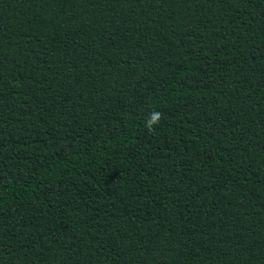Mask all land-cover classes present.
<instances>
[{"label":"trees","instance_id":"trees-1","mask_svg":"<svg viewBox=\"0 0 264 264\" xmlns=\"http://www.w3.org/2000/svg\"><path fill=\"white\" fill-rule=\"evenodd\" d=\"M0 264H264V0H0Z\"/></svg>","mask_w":264,"mask_h":264}]
</instances>
